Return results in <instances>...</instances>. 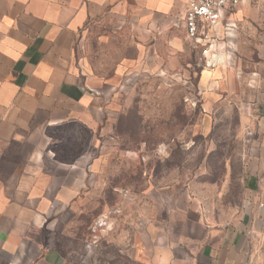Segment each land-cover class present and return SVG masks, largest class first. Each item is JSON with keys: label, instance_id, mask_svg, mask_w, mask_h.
Here are the masks:
<instances>
[{"label": "crops", "instance_id": "crops-1", "mask_svg": "<svg viewBox=\"0 0 264 264\" xmlns=\"http://www.w3.org/2000/svg\"><path fill=\"white\" fill-rule=\"evenodd\" d=\"M188 3L0 0V264H65L66 223L94 176L85 143L105 103L126 79L184 63L198 66L203 111L237 118L242 195L226 217L185 205L168 229L148 231V247L135 231L125 254L134 264H264V0H240L194 41Z\"/></svg>", "mask_w": 264, "mask_h": 264}, {"label": "rangeland", "instance_id": "rangeland-1", "mask_svg": "<svg viewBox=\"0 0 264 264\" xmlns=\"http://www.w3.org/2000/svg\"><path fill=\"white\" fill-rule=\"evenodd\" d=\"M188 64L126 79L105 103L102 125L85 143L94 152V176L66 223L65 264H134L125 253L135 231L145 248L148 231L168 229L166 216L185 205L226 217L239 203L237 118L228 108L203 111L198 66Z\"/></svg>", "mask_w": 264, "mask_h": 264}, {"label": "built area", "instance_id": "built-area-1", "mask_svg": "<svg viewBox=\"0 0 264 264\" xmlns=\"http://www.w3.org/2000/svg\"><path fill=\"white\" fill-rule=\"evenodd\" d=\"M240 0H189L188 9L184 16L186 36L194 41L201 33V29L213 28L219 22L221 12L230 9ZM202 50L206 53L208 44Z\"/></svg>", "mask_w": 264, "mask_h": 264}]
</instances>
